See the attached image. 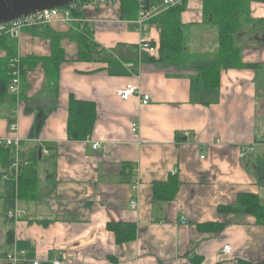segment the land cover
I'll return each instance as SVG.
<instances>
[{
	"label": "crops",
	"instance_id": "0c3cea01",
	"mask_svg": "<svg viewBox=\"0 0 264 264\" xmlns=\"http://www.w3.org/2000/svg\"><path fill=\"white\" fill-rule=\"evenodd\" d=\"M137 18L138 8L131 19L123 2H88L72 21L0 42V59L34 64L23 67L20 93L0 103V138L21 140V157L34 160L38 177L36 199L16 200L18 222L0 219V264H13L5 257L15 249L30 253L17 264H264V225L221 211L243 194L264 201V0H251L235 37L243 66L222 70L217 88L201 77L218 51L203 0H186L181 14L192 50L185 66L140 51L144 41L160 47V28L154 18L139 28ZM57 50L59 65L51 60ZM127 86L149 104L118 98ZM72 98L96 107L83 141L67 133ZM175 182L173 198L155 196L157 186L167 185L162 195ZM111 224L134 226V239L118 237Z\"/></svg>",
	"mask_w": 264,
	"mask_h": 264
},
{
	"label": "trees",
	"instance_id": "16d2710c",
	"mask_svg": "<svg viewBox=\"0 0 264 264\" xmlns=\"http://www.w3.org/2000/svg\"><path fill=\"white\" fill-rule=\"evenodd\" d=\"M129 18L136 17L138 5L136 0H121ZM251 0H203V14L208 23L213 25L217 31L218 51L213 62L207 63L201 68V77L204 86L217 88L219 86L222 70L240 68L243 66L241 52L235 43L236 35L249 21ZM183 7L170 9L153 19L160 28V47L157 60L162 65L185 66L191 63L187 50L186 29L181 21ZM4 41V40H0ZM11 57H14L13 55ZM8 59H0V103L9 99V83L11 81V70ZM56 65L62 61L61 52L55 53L52 59ZM34 65L31 60L21 61V66ZM45 65L48 66L47 61ZM57 67V66H56ZM57 70V68H56ZM69 118L67 133L73 141H83L91 135L96 120V107L93 103L71 99L69 105ZM2 153V165L4 174H10L11 165L14 161L10 150L0 149ZM27 164L22 167L18 180V188L12 178L5 180V198L3 203V221L5 224H13L7 218V212L14 209L17 198L19 200H34L37 197L38 177L34 160L28 159ZM3 175L1 177H3ZM171 185V186H170ZM170 190L165 193H158L163 187L164 192L167 185L157 186L155 196L162 200H170L175 195L178 182L170 184ZM224 212H242L252 214L257 221L264 225V201L257 195L243 194L239 197L238 205L234 208H224ZM109 229L116 232L117 236L122 235L123 240L134 239L135 228L131 225H109ZM125 230V233H123ZM14 241V229H9L6 234V242L12 245Z\"/></svg>",
	"mask_w": 264,
	"mask_h": 264
},
{
	"label": "built area",
	"instance_id": "2783aa9c",
	"mask_svg": "<svg viewBox=\"0 0 264 264\" xmlns=\"http://www.w3.org/2000/svg\"><path fill=\"white\" fill-rule=\"evenodd\" d=\"M88 2L92 3V5L95 7H102L120 3L121 0H90ZM88 2L74 1L64 8L44 10L5 24H0V40L17 42L21 38L23 32L26 30L47 27L55 21H72L75 14L80 12L83 5ZM136 3L138 5V18L136 20V24L139 28H142L144 24L159 16L163 12L173 8L183 7L186 3V0H136ZM139 50L152 54H158L159 46L152 42L144 41L139 44ZM98 51L101 52L102 50L98 48ZM21 61L22 59L19 56H14L9 59V68L11 70V81L9 83L10 95H18L21 91L23 72ZM116 95L118 98L124 101H127L132 97H140L143 105L149 104L151 100L149 95H141V92L136 86L120 88L116 91ZM16 130L17 125L12 124L10 126V131L16 132ZM100 147V143L93 144V149L95 150L99 149ZM0 149L10 150L14 158L10 168V174L3 175V179L5 181L9 178H12L16 184V188H18V180L22 167L27 164L21 157V140L17 137H9L5 139L0 138ZM245 155L246 152L243 150L241 156L244 157ZM136 207V200H132L131 208L135 209ZM7 218L16 223L20 219V214L16 208L10 209L7 212ZM223 251L228 253L231 251V247L226 246ZM29 255L30 253L28 250L24 249L18 251L15 249L13 252L6 254L5 259L8 262L17 264L22 257L28 258ZM32 263L39 264L37 260H32ZM54 264H61V261L56 260Z\"/></svg>",
	"mask_w": 264,
	"mask_h": 264
},
{
	"label": "water",
	"instance_id": "95a60500",
	"mask_svg": "<svg viewBox=\"0 0 264 264\" xmlns=\"http://www.w3.org/2000/svg\"><path fill=\"white\" fill-rule=\"evenodd\" d=\"M74 1L88 2L90 0H0V24L44 10L64 8Z\"/></svg>",
	"mask_w": 264,
	"mask_h": 264
},
{
	"label": "rangeland",
	"instance_id": "374dc122",
	"mask_svg": "<svg viewBox=\"0 0 264 264\" xmlns=\"http://www.w3.org/2000/svg\"><path fill=\"white\" fill-rule=\"evenodd\" d=\"M189 41V40H188ZM190 54L192 53V50L189 52ZM5 183V182H4ZM3 183L0 181V186H2ZM1 214H3V210L0 207V219L3 217Z\"/></svg>",
	"mask_w": 264,
	"mask_h": 264
}]
</instances>
